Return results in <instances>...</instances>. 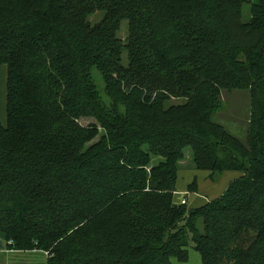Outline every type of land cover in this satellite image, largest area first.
<instances>
[{
  "label": "trees",
  "instance_id": "1",
  "mask_svg": "<svg viewBox=\"0 0 264 264\" xmlns=\"http://www.w3.org/2000/svg\"><path fill=\"white\" fill-rule=\"evenodd\" d=\"M263 55L264 0H0L4 248L47 264H172L192 243L202 264H264ZM247 87L243 141L212 116L222 90ZM186 147L207 178L240 174L195 208L175 199Z\"/></svg>",
  "mask_w": 264,
  "mask_h": 264
},
{
  "label": "rangeland",
  "instance_id": "2",
  "mask_svg": "<svg viewBox=\"0 0 264 264\" xmlns=\"http://www.w3.org/2000/svg\"><path fill=\"white\" fill-rule=\"evenodd\" d=\"M250 9L251 5L249 2H244L242 4L240 19L243 22L250 19ZM104 16V11L95 9L86 19L91 25H94L97 22H100ZM227 22L229 29L223 31V34L226 36H228V33H235L237 30V28L232 29V26L234 25L232 18H229ZM127 34V20L123 19L118 25L116 37L121 41H125ZM122 54V63L125 65L127 63L125 51H123ZM93 77H96V74H93ZM99 82L96 81L97 87L101 94L104 95L101 87L102 83ZM220 99L222 107L213 114L212 119L222 124L230 133L244 141L247 136V128L250 124L252 115L250 88L222 90L220 93ZM184 102V98H174L172 96L170 97V100L166 102V105L181 104ZM0 120L5 122V70L2 67H0ZM79 123L82 125H88L90 123H96V121L92 117H82L79 119ZM103 133L104 132L100 129L99 134L89 142L87 146L98 141ZM157 160V157L153 158V161ZM177 168L178 175L176 179V189L178 193L175 195V199L180 201L183 194L186 193L184 194V197L186 198V206L188 208H195L212 198H217L223 193L229 181L234 177L239 176L238 171L231 170L222 172L221 174L216 173L212 175L211 178H207L205 171L196 170L194 168L190 147L184 148V156L177 162ZM194 180L197 183L196 189L193 187L194 184H191ZM188 184H191V189H194V192L187 188ZM187 250L188 258L186 261H178L173 258L172 264H202L201 257L193 248L192 243L187 246ZM0 264H47L46 254L42 251L10 252L0 249Z\"/></svg>",
  "mask_w": 264,
  "mask_h": 264
},
{
  "label": "crops",
  "instance_id": "3",
  "mask_svg": "<svg viewBox=\"0 0 264 264\" xmlns=\"http://www.w3.org/2000/svg\"><path fill=\"white\" fill-rule=\"evenodd\" d=\"M2 68L4 69V67H2ZM5 75H6V74H5ZM5 77H6V76H5ZM239 175H240V174H239ZM234 178H236V177H234ZM234 178H233V179H234ZM231 180H232V179H231ZM231 180H230V181H231ZM230 181H229V182H230ZM177 193H178V191L176 192V194H177ZM176 194H175V195H176ZM1 239H2V238H1ZM2 243H4V240H3V239H2ZM3 245H4V244H3ZM3 250H4V251H10V252H24V251H12V250H6L5 248H3Z\"/></svg>",
  "mask_w": 264,
  "mask_h": 264
},
{
  "label": "built area",
  "instance_id": "4",
  "mask_svg": "<svg viewBox=\"0 0 264 264\" xmlns=\"http://www.w3.org/2000/svg\"><path fill=\"white\" fill-rule=\"evenodd\" d=\"M184 194H186V193H184ZM184 194H183L182 199L180 200V202H181L182 204L186 203V198L184 197Z\"/></svg>",
  "mask_w": 264,
  "mask_h": 264
},
{
  "label": "water",
  "instance_id": "5",
  "mask_svg": "<svg viewBox=\"0 0 264 264\" xmlns=\"http://www.w3.org/2000/svg\"><path fill=\"white\" fill-rule=\"evenodd\" d=\"M4 248V245L2 243V239H0V249H3Z\"/></svg>",
  "mask_w": 264,
  "mask_h": 264
}]
</instances>
